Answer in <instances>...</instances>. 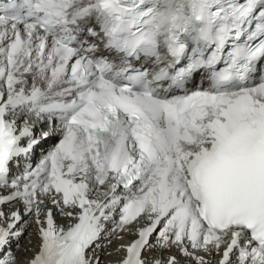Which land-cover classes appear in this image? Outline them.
<instances>
[{
	"label": "snow or ice",
	"instance_id": "obj_1",
	"mask_svg": "<svg viewBox=\"0 0 264 264\" xmlns=\"http://www.w3.org/2000/svg\"><path fill=\"white\" fill-rule=\"evenodd\" d=\"M261 61L264 0H0V264H264Z\"/></svg>",
	"mask_w": 264,
	"mask_h": 264
},
{
	"label": "bare ground",
	"instance_id": "obj_2",
	"mask_svg": "<svg viewBox=\"0 0 264 264\" xmlns=\"http://www.w3.org/2000/svg\"><path fill=\"white\" fill-rule=\"evenodd\" d=\"M45 128V127H43ZM42 128L37 130V134L40 133V130ZM46 129V128H45ZM20 206V202L17 201L9 206H6V208H16ZM30 219V217L25 216V220ZM55 220L58 225H64L67 226L68 220L62 217L58 212L55 214ZM134 237V235H124L123 241L119 240L118 238H113L111 245H107L104 249V252H98V255H100L101 260L103 261V264H114L115 261H117L120 256H122L123 252L117 253L115 249L118 247L120 243H126L127 239ZM15 243H13V248L20 260V264H26L27 259L32 255V253L36 250V244L37 239L35 236V225H32L31 227H28L24 233V235L19 240V249L15 248ZM29 249V250H26ZM172 252H176V249L173 248L171 250ZM108 252H111V255H107ZM146 256H159L161 253L157 250L154 252H147L145 253ZM164 256H167V252L163 253ZM207 259H211L210 257H206ZM181 259H184L181 257ZM218 259V257L216 258ZM235 259V257H234ZM186 263L190 264V261H187ZM193 264V262H192ZM213 264H215V261H213Z\"/></svg>",
	"mask_w": 264,
	"mask_h": 264
}]
</instances>
